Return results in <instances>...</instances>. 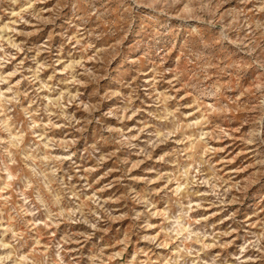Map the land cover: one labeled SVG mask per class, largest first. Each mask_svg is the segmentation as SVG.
Returning <instances> with one entry per match:
<instances>
[{"label":"rangeland","instance_id":"obj_1","mask_svg":"<svg viewBox=\"0 0 264 264\" xmlns=\"http://www.w3.org/2000/svg\"><path fill=\"white\" fill-rule=\"evenodd\" d=\"M0 264H264V0H0Z\"/></svg>","mask_w":264,"mask_h":264},{"label":"bare ground","instance_id":"obj_2","mask_svg":"<svg viewBox=\"0 0 264 264\" xmlns=\"http://www.w3.org/2000/svg\"><path fill=\"white\" fill-rule=\"evenodd\" d=\"M181 188V187H180Z\"/></svg>","mask_w":264,"mask_h":264}]
</instances>
